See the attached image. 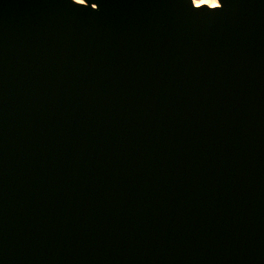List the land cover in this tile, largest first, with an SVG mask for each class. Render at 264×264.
<instances>
[{
	"label": "water",
	"instance_id": "water-1",
	"mask_svg": "<svg viewBox=\"0 0 264 264\" xmlns=\"http://www.w3.org/2000/svg\"><path fill=\"white\" fill-rule=\"evenodd\" d=\"M218 1L0 0V264H264V0Z\"/></svg>",
	"mask_w": 264,
	"mask_h": 264
},
{
	"label": "snow or ice",
	"instance_id": "snow-or-ice-1",
	"mask_svg": "<svg viewBox=\"0 0 264 264\" xmlns=\"http://www.w3.org/2000/svg\"><path fill=\"white\" fill-rule=\"evenodd\" d=\"M206 3H207V2L193 3V0H191V4H192V6H193L194 8H196V9H199V8H201L202 6H205ZM212 6H213V9H217V8H220V7H221L219 3L212 4ZM93 7H95V5H93Z\"/></svg>",
	"mask_w": 264,
	"mask_h": 264
},
{
	"label": "bare ground",
	"instance_id": "bare-ground-1",
	"mask_svg": "<svg viewBox=\"0 0 264 264\" xmlns=\"http://www.w3.org/2000/svg\"><path fill=\"white\" fill-rule=\"evenodd\" d=\"M78 1H84V0H78ZM195 3H200V2H207V4H216V3H219L218 0H194Z\"/></svg>",
	"mask_w": 264,
	"mask_h": 264
}]
</instances>
